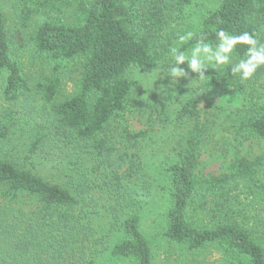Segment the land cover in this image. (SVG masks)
<instances>
[{
    "label": "trees",
    "instance_id": "16d2710c",
    "mask_svg": "<svg viewBox=\"0 0 264 264\" xmlns=\"http://www.w3.org/2000/svg\"><path fill=\"white\" fill-rule=\"evenodd\" d=\"M12 2L23 28L41 16L30 43L46 65L54 73L73 62L79 69L73 94L59 100L58 77L35 81L25 72L22 41L9 39L0 10V264H153L143 212L156 189L166 200L157 233L165 246L188 254L213 246L225 264H264L263 247L235 210L245 184L260 187L264 206V185L254 183L264 156L236 157L226 172L201 175V152L216 132L200 121L192 97L161 103L145 131H132L127 120L130 70L156 68L171 43L168 28L194 0ZM219 29L264 42V0H221L181 50L200 39L215 44ZM246 52L237 46L233 63ZM203 75L199 90L264 88V67L248 81L230 67ZM241 114L232 120L233 139H264V103ZM154 126L170 127L168 149L158 147V178L146 154L148 144L158 146Z\"/></svg>",
    "mask_w": 264,
    "mask_h": 264
},
{
    "label": "rangeland",
    "instance_id": "374dc122",
    "mask_svg": "<svg viewBox=\"0 0 264 264\" xmlns=\"http://www.w3.org/2000/svg\"><path fill=\"white\" fill-rule=\"evenodd\" d=\"M220 1L194 0L193 4L182 15V19L171 24L168 28L166 34L169 36L171 43L168 44V52L163 54L156 68L148 73L138 69H132L129 72V78L132 81V100L127 113V120L130 129L134 132L148 129L149 125L147 123L153 117L155 119V108L160 107L161 103L166 106H177L180 101L185 100L187 97H192L195 100L197 109L200 111V121L204 123L208 119L206 125L211 128L210 130L216 132V136L212 137L213 142H210L209 145L205 144L206 148L202 150L199 159L201 162L200 174L207 177L226 172L231 161L236 157L251 161L256 157L264 156V139H250L240 144L233 139L235 134L232 131L234 116L239 115V113L244 114L251 103H264V88L256 86V91H252L248 95L239 94L233 89L207 88L199 90L198 87L201 85V80L198 79L199 73H188L187 78H181L175 85H172L171 79L166 76V66L172 63L170 48L177 46L178 36L196 30L202 16L215 9ZM0 10L5 17V28L9 39L15 41V36H17L22 41L23 50L20 56L25 72L35 81L48 76L58 77L61 82L59 100H64L72 95L78 75V63H70L65 69H59L54 73L52 67L46 65L43 58L34 52L30 43V36L38 25L41 16L37 15L28 27L23 28L18 20L19 10L14 6L12 0H0ZM52 15L59 16L57 12ZM153 128L154 133L150 136L152 137L151 141L156 140L158 146L148 144L146 154L155 165H158L154 170V175L158 178L162 172L159 167L161 155L158 154V147L161 146L162 150L168 149L170 127L164 128V130L161 129V131L158 126ZM14 145H10L7 151L14 148ZM14 155L19 156L17 153H14ZM254 183L261 187L264 185V166L261 167ZM247 185L249 184L241 187L239 202L235 210L236 212L239 211L241 216L246 219L247 227H250L254 237L258 240L257 242L264 249V206L260 200L262 192L260 187H256L255 184L250 188ZM154 194L155 197L150 206H146L143 212V229L152 246L153 264H225L223 262L225 257L213 246L194 254H188L177 247L165 246L157 233L159 230L158 223L166 208V200L163 192L158 191V189L155 190ZM190 216L195 218L196 221L201 217L199 213L194 212ZM198 223H202V221L198 220Z\"/></svg>",
    "mask_w": 264,
    "mask_h": 264
},
{
    "label": "clouds",
    "instance_id": "9594fccd",
    "mask_svg": "<svg viewBox=\"0 0 264 264\" xmlns=\"http://www.w3.org/2000/svg\"><path fill=\"white\" fill-rule=\"evenodd\" d=\"M216 43H206L203 39L197 40L190 49L181 50L182 45L193 39V32L188 31L178 36L177 46L170 48L172 63L166 66V76L171 79L172 85L179 82L181 78H187L186 72L180 66L187 64L192 73H199L198 79L203 80V70L230 67V73L239 77L242 81L252 79L257 71L264 67V42L255 34L243 32L235 35L225 29L216 32ZM247 46L245 58L233 63L234 53L237 46Z\"/></svg>",
    "mask_w": 264,
    "mask_h": 264
}]
</instances>
